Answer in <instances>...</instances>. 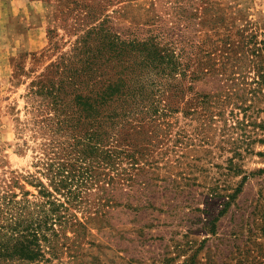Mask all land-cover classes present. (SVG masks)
I'll return each mask as SVG.
<instances>
[{"label": "rangeland", "instance_id": "1", "mask_svg": "<svg viewBox=\"0 0 264 264\" xmlns=\"http://www.w3.org/2000/svg\"><path fill=\"white\" fill-rule=\"evenodd\" d=\"M89 13L118 31L174 27L184 113L169 118L149 185L105 215L77 212L84 229L67 232L52 263L264 264V0H0V173L34 170L17 132L30 116L26 93L72 52ZM196 94L224 97L222 116Z\"/></svg>", "mask_w": 264, "mask_h": 264}, {"label": "trees", "instance_id": "2", "mask_svg": "<svg viewBox=\"0 0 264 264\" xmlns=\"http://www.w3.org/2000/svg\"><path fill=\"white\" fill-rule=\"evenodd\" d=\"M87 17L72 52L26 93L30 116L17 132L27 134L21 146L34 170L0 173V264H54L68 249L67 232L84 229L77 212L105 215L104 207L122 204L119 196L149 185L144 175L157 168L154 152L166 149L169 118L184 113L186 64L174 27L118 31L108 18ZM196 95L208 115L213 106L222 116L224 97Z\"/></svg>", "mask_w": 264, "mask_h": 264}]
</instances>
